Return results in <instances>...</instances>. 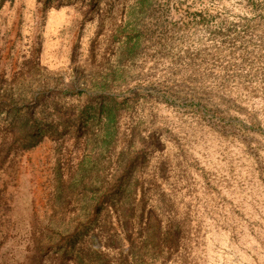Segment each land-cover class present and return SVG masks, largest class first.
Wrapping results in <instances>:
<instances>
[{"label":"rangeland","instance_id":"374dc122","mask_svg":"<svg viewBox=\"0 0 264 264\" xmlns=\"http://www.w3.org/2000/svg\"><path fill=\"white\" fill-rule=\"evenodd\" d=\"M0 264H264V0H0Z\"/></svg>","mask_w":264,"mask_h":264},{"label":"trees","instance_id":"16d2710c","mask_svg":"<svg viewBox=\"0 0 264 264\" xmlns=\"http://www.w3.org/2000/svg\"><path fill=\"white\" fill-rule=\"evenodd\" d=\"M111 112V111H110ZM110 114V113H109ZM109 120H111V118L109 117ZM27 121V120H26ZM26 121L25 122H23V123H26ZM92 237H94V235L92 236Z\"/></svg>","mask_w":264,"mask_h":264}]
</instances>
